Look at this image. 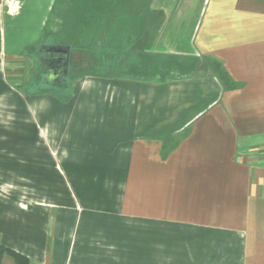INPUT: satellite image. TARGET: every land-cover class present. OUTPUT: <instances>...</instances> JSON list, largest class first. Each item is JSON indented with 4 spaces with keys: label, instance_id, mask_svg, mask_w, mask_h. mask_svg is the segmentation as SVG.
I'll return each instance as SVG.
<instances>
[{
    "label": "crops",
    "instance_id": "0c3cea01",
    "mask_svg": "<svg viewBox=\"0 0 264 264\" xmlns=\"http://www.w3.org/2000/svg\"><path fill=\"white\" fill-rule=\"evenodd\" d=\"M53 45L91 70L62 97L33 91ZM0 236L31 264H264V0H0Z\"/></svg>",
    "mask_w": 264,
    "mask_h": 264
},
{
    "label": "rangeland",
    "instance_id": "374dc122",
    "mask_svg": "<svg viewBox=\"0 0 264 264\" xmlns=\"http://www.w3.org/2000/svg\"><path fill=\"white\" fill-rule=\"evenodd\" d=\"M60 35H64V33H60ZM40 51V50H39ZM85 59H83L84 61V63H86L85 64V67L87 66V65H89L88 64V62H87V58L86 57H84ZM79 68V67H78ZM80 69V68H79ZM87 70V71H86ZM86 70H83L82 72H78V73H84V74H91V70H90V68L89 69H86ZM49 72L48 71V68H47V66H41L40 64L39 65H37V70H36V73H35V75H33V76H35V78H33V91H39V90H50L51 92L50 93H52V94H55L56 93V95H59V96H64V95H62L63 94V92H65V93H67L66 91L69 89V91H71L72 90V86H71V84H72V81H73V79H74V77L77 75L78 76V73L76 72V73H73V74H64L65 75V78H63L62 80H61V82H62V84H60L59 83V85L58 86H56V82L59 80V77H57L58 78V80H55V82L53 83L52 82V80H50L51 78H50V76H49V74H47V73ZM86 72V73H85ZM42 74V76H40V80L38 79L39 78V74ZM101 74H104V73H101ZM118 76H123L124 74H122V73H116ZM80 75V74H79ZM38 77V78H37ZM56 78V79H57ZM35 79V80H34ZM54 84H55V86H54ZM70 84V87L68 88V89H66V90H61L62 88L64 89V88H67V86ZM53 87H55L54 89H52ZM76 235V233H74V236ZM114 250H116V249H114ZM70 253L72 254H74L75 256L78 254V251L80 252V249L78 250V248L75 246V242L73 241L72 243H71V247H70ZM79 254H81V255H79V257H80V260H76V257L75 258H72L71 259V261H70V263L71 264H100L99 262H96V263H90V262H88V260L89 259H93V258H87V256H82V253H79ZM27 257V256H26ZM71 257H72V255H71ZM78 257V256H77ZM28 258V257H27ZM104 259H105V257H103ZM9 258L7 257L6 258V260H8ZM29 259V258H28ZM10 261H11V263H12V260L11 259H9ZM106 260V259H105ZM29 261H30V259H29ZM102 263V262H101ZM30 264H31V261H30ZM103 264H107V260H106V262L105 263H103Z\"/></svg>",
    "mask_w": 264,
    "mask_h": 264
},
{
    "label": "trees",
    "instance_id": "16d2710c",
    "mask_svg": "<svg viewBox=\"0 0 264 264\" xmlns=\"http://www.w3.org/2000/svg\"><path fill=\"white\" fill-rule=\"evenodd\" d=\"M58 64H59V66H62V68L64 69V72H65L66 66L64 64V58H63L62 62L56 63L57 66H58ZM67 69H68V74H70V73L73 74L76 72L77 73L82 72V71H74V66L72 65V60L69 61ZM84 75H86V74L78 73V76H84ZM63 78H65V75L62 76V79ZM60 84H62V83H60ZM7 257L12 260V264H30L29 259L25 255L18 253L15 250H12V249L4 246L1 242V236H0V264H7L5 262V259Z\"/></svg>",
    "mask_w": 264,
    "mask_h": 264
},
{
    "label": "water",
    "instance_id": "95a60500",
    "mask_svg": "<svg viewBox=\"0 0 264 264\" xmlns=\"http://www.w3.org/2000/svg\"><path fill=\"white\" fill-rule=\"evenodd\" d=\"M70 47L69 46H65V45H53V46H49L46 47V51L51 55H57L59 56V58H64V64L66 66L65 69V74L68 73V63H69V59H70ZM63 59H58L59 61H62Z\"/></svg>",
    "mask_w": 264,
    "mask_h": 264
},
{
    "label": "flooded vegetation",
    "instance_id": "af4514ba",
    "mask_svg": "<svg viewBox=\"0 0 264 264\" xmlns=\"http://www.w3.org/2000/svg\"><path fill=\"white\" fill-rule=\"evenodd\" d=\"M59 59H63V57L62 58H59ZM60 62H62V61H59V62H57V63H60ZM51 68H54V69H56V75H50L49 74V76H50V80H52V82L54 83L55 82V80H58V78L57 77H59V80L57 81V83H62L61 82V80H62V76L65 74V72H64V69L62 68V66H59V64H58V66L56 65H51ZM57 78V79H56Z\"/></svg>",
    "mask_w": 264,
    "mask_h": 264
}]
</instances>
